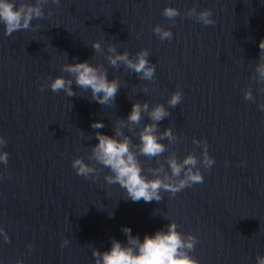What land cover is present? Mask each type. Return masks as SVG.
<instances>
[{"label": "water", "instance_id": "water-1", "mask_svg": "<svg viewBox=\"0 0 264 264\" xmlns=\"http://www.w3.org/2000/svg\"><path fill=\"white\" fill-rule=\"evenodd\" d=\"M165 6L179 15L169 21ZM189 8L209 9L214 24L186 16ZM43 11L33 28L4 36L0 27V134L8 153L7 165H0V227L8 236L7 242L0 237V264H94L93 247L103 251L113 238L125 242L122 226L142 238L170 220L197 238L189 255L198 264H255L264 254V112L257 108L264 91L255 79L264 2L49 0ZM157 24L171 30L170 40L152 32ZM93 40L130 56L147 49L154 79L141 81L123 65H108L103 52L92 49ZM74 60L102 64L108 78L119 81L112 106L92 101L75 84L71 97L47 88L48 79L68 76L60 66ZM245 88L252 100L244 98ZM175 90L182 99L172 108L166 101ZM134 101L168 108L158 129L172 128L177 141H162L161 163L169 152L181 159L192 151L199 160L192 140L207 142L215 163L207 171L201 167L202 183L174 198L162 193L159 202L134 203L118 185L104 182L106 168L96 165L95 182L74 173L71 159H86L94 133L112 135ZM95 120L104 127L91 128ZM138 159L145 170L156 166L155 158ZM63 239L68 244L60 247Z\"/></svg>", "mask_w": 264, "mask_h": 264}, {"label": "clouds", "instance_id": "clouds-1", "mask_svg": "<svg viewBox=\"0 0 264 264\" xmlns=\"http://www.w3.org/2000/svg\"><path fill=\"white\" fill-rule=\"evenodd\" d=\"M50 2L59 4L60 0H50ZM48 3L49 0H0V27L3 35L9 36L13 32L33 28L31 21L45 17L43 9ZM162 15L172 21L179 15V11L175 7L165 6ZM185 15L203 25L214 24L212 13L207 8L199 11L189 8ZM152 32L161 41L172 38L171 30L159 24L153 26ZM91 47L96 52H103L107 64L113 68L123 65L130 72H134L141 81L154 79L155 65L148 60L147 49L141 48L134 56H130L127 50L117 51L112 44H107L105 51L98 40H93ZM258 49L259 62L255 65V79L261 84L260 90L264 91V38L258 41ZM60 71L67 73L68 76L56 75L48 79L46 86L52 92L62 91L65 96L71 97L76 94L72 87L75 84L81 91L89 92L92 101L100 105L112 106L120 84L115 77L108 78L102 64H93L89 60H74L71 63L61 64ZM44 86L40 85L41 88ZM141 90L145 94L148 92L147 87H142ZM243 96L246 100L253 99L248 88L243 90ZM181 99V92L175 90L170 93L166 104L174 108ZM257 108L264 112V103H258ZM143 116L147 117L148 122L141 125ZM167 116L169 111L164 104L150 105L147 101L132 102L126 117L115 121L112 135L95 132L96 143L90 146L86 159L80 156L72 158L71 168L77 176L93 182L96 181V174L99 172L96 165L106 168L108 172L103 176L104 182L118 185L123 190L124 197L134 203L141 200L145 203L159 202L162 193L174 198L185 188L202 183L201 167L207 171L215 163L209 156L207 142L203 139L192 140V143L200 148L199 160L192 151L181 159L177 158L175 152H169L161 163V154L167 150V145L162 141L166 139L169 144L177 141L172 128L165 127L163 131L158 129V122ZM90 127L101 129L104 124L100 120H95L90 122ZM124 128H127V133L136 137V143H133L130 135L123 131ZM6 143L5 136L0 134V165L5 166L8 163V153L3 150ZM139 156L155 158L156 166L143 169ZM109 215L111 216L112 213ZM121 231L125 236V242L113 238L109 247L103 251L92 248L94 264H198V261L189 255L197 238L191 233L178 231L175 221H168L151 234L145 233L142 238L133 235L128 226H122ZM0 237L4 242L8 241V236L2 227H0ZM67 244L68 240L63 239L60 247H65ZM27 247L30 248L31 245ZM16 264L23 262L18 259ZM255 264H264V254L256 256Z\"/></svg>", "mask_w": 264, "mask_h": 264}]
</instances>
